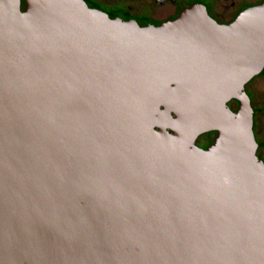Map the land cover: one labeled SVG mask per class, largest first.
Instances as JSON below:
<instances>
[{
  "label": "water",
  "instance_id": "water-1",
  "mask_svg": "<svg viewBox=\"0 0 264 264\" xmlns=\"http://www.w3.org/2000/svg\"><path fill=\"white\" fill-rule=\"evenodd\" d=\"M263 68L264 0L146 25L0 0V264H264Z\"/></svg>",
  "mask_w": 264,
  "mask_h": 264
},
{
  "label": "rangeland",
  "instance_id": "rangeland-1",
  "mask_svg": "<svg viewBox=\"0 0 264 264\" xmlns=\"http://www.w3.org/2000/svg\"><path fill=\"white\" fill-rule=\"evenodd\" d=\"M96 1H102L105 3H121L127 9L131 10V12L134 15L146 14V15H151L156 19L166 18L169 14L174 12L176 5L178 3H182V4L186 3L185 0H96ZM207 1L211 4L212 11L216 15V17L221 21L222 20L225 21L228 20L231 17V15L240 7L245 6L247 4H255L259 0H207ZM22 2H24V0H22ZM201 3L204 4L206 7L209 6L208 5L209 3L207 4V2L206 3L201 2ZM207 10L208 12L211 11L210 8L209 9L207 8ZM246 89H250L253 93L254 98L252 102L250 100V105L251 107H253L252 106L253 104L256 105L257 111H255V113L258 122L256 129L260 136V139L264 142V68L262 69L261 72H259L249 82L245 84L244 87L245 92ZM234 100L236 101L230 103L229 106L231 107L232 110L235 111L239 106V101L237 99ZM255 113L253 111V120ZM214 132L216 136V131Z\"/></svg>",
  "mask_w": 264,
  "mask_h": 264
},
{
  "label": "trees",
  "instance_id": "trees-1",
  "mask_svg": "<svg viewBox=\"0 0 264 264\" xmlns=\"http://www.w3.org/2000/svg\"><path fill=\"white\" fill-rule=\"evenodd\" d=\"M89 6L91 7H94V8H98V9H101L105 12H107L111 17H120V18H123V19H135L137 20L141 25H146L148 23H153V24H158L160 23L161 21H158V20H153V19H150L148 17L145 16V14H139V15H134L129 9H127L123 4L121 3H105V2H102V1H96V0H85ZM189 3H193V2H203V3H206L207 4L209 3L207 0H187ZM262 0H259L257 3L261 2ZM255 3V4H257ZM210 4V3H209ZM208 4V5H209ZM251 5H254V4H247L245 6H242L240 7L238 10H236L234 13H233V16L230 20L228 21H221V22H229L231 21L232 19L235 18V16L241 11L243 10L244 8L246 7H249ZM24 7V2H22V8ZM208 9L210 8L211 9V5L207 6ZM210 11V10H209ZM211 14V16H214L213 13L210 11L209 12ZM236 100H231L229 102L232 103ZM214 136H215V132L214 131H210V132H206V133H203L199 136L198 140L204 142V144H211L213 139H214ZM203 144V143H202ZM203 148V147H202ZM206 148V147H205Z\"/></svg>",
  "mask_w": 264,
  "mask_h": 264
},
{
  "label": "flooded vegetation",
  "instance_id": "flooded-vegetation-1",
  "mask_svg": "<svg viewBox=\"0 0 264 264\" xmlns=\"http://www.w3.org/2000/svg\"><path fill=\"white\" fill-rule=\"evenodd\" d=\"M185 1H186L185 4L178 3V4L176 5V8H175L174 12L171 13V14H169V15H168L166 18H164V19H156V18H154L153 16H151V15H146V14H145V16L148 17V18H150V19L158 20V21H163V20H166V19L172 18V17H174V16H176V15L178 14V11H179L180 9H182V8L185 7V6H188V5L192 4V3H189L187 0H185ZM193 3H195V2H193ZM199 3H201V2H199ZM209 5H211V4H209ZM207 8H208V7H207ZM237 10H238V9H237ZM130 11H131V10H130ZM211 12L213 13L212 8H211ZM213 15H214V16H212V17H214L217 21H219V19L216 17V15H215L214 13H213ZM232 16H233V14L231 15V17H230L228 20H230V19L232 18ZM228 20H226V21H228ZM219 22H221V21H219ZM246 93H247V95L249 96V98H250V100H251V102H252V100H253V98H254L252 91H251L250 89H246ZM252 106H253L252 109H253V111H254V113H255V111H257V109H256V105L253 104ZM257 124H258V122H257L256 113H255V115H254V120H253V132H254V135H255L256 142H257V150H256V154H257V156H258L261 160L264 161V142L260 139V136H259V134H258V132H257V129H256ZM198 138H199V137H198ZM198 138L196 139V144H197L199 147H203V148H205V147L208 146V144H204L205 141L202 142V141L198 140ZM202 143H203V144H202Z\"/></svg>",
  "mask_w": 264,
  "mask_h": 264
},
{
  "label": "crops",
  "instance_id": "crops-1",
  "mask_svg": "<svg viewBox=\"0 0 264 264\" xmlns=\"http://www.w3.org/2000/svg\"><path fill=\"white\" fill-rule=\"evenodd\" d=\"M200 136V135H199Z\"/></svg>",
  "mask_w": 264,
  "mask_h": 264
}]
</instances>
